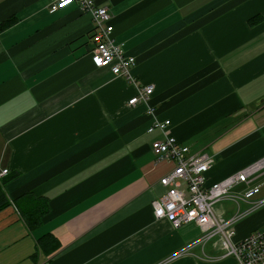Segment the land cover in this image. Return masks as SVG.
<instances>
[{
  "label": "crops",
  "instance_id": "1",
  "mask_svg": "<svg viewBox=\"0 0 264 264\" xmlns=\"http://www.w3.org/2000/svg\"><path fill=\"white\" fill-rule=\"evenodd\" d=\"M98 1L131 79L93 66L95 23L77 5L0 0V24L17 18L0 31V181L48 201L33 228L16 205L0 211V264H235L198 226L155 218L175 164L151 145L171 136L209 155V184L264 160V0ZM147 86V104L128 106ZM254 186L217 205L237 240L264 229V169L232 193Z\"/></svg>",
  "mask_w": 264,
  "mask_h": 264
},
{
  "label": "built area",
  "instance_id": "2",
  "mask_svg": "<svg viewBox=\"0 0 264 264\" xmlns=\"http://www.w3.org/2000/svg\"><path fill=\"white\" fill-rule=\"evenodd\" d=\"M74 4L80 12L89 14L95 23L92 36L95 47L90 53L93 66L108 69L116 77L131 79L130 71L135 62L120 46L114 44V26L108 8L100 6L98 0H52L50 12ZM152 94V86H147L129 100L128 106L145 105ZM169 124L168 121L156 122L148 132L160 130L166 134ZM151 150L158 160L175 164V169L160 180L166 192L152 202L155 218L167 219L176 229L187 224L198 226L203 234L202 240H218L223 251L222 257L233 258L235 264H264V229L237 240L238 218L227 220L217 213V205L226 199H251L259 193V186L249 187L240 196L233 194L232 189L239 184L249 185L253 182L264 169V160L243 172L209 184L207 175L214 163L209 155L191 154L188 146L171 136L154 141ZM7 173L8 170H4L2 176ZM263 203L264 200L259 202Z\"/></svg>",
  "mask_w": 264,
  "mask_h": 264
},
{
  "label": "trees",
  "instance_id": "3",
  "mask_svg": "<svg viewBox=\"0 0 264 264\" xmlns=\"http://www.w3.org/2000/svg\"><path fill=\"white\" fill-rule=\"evenodd\" d=\"M50 10V8H49ZM254 19V18H253ZM17 22V18L12 16L0 24V31L12 27ZM29 200L34 201V207L31 209L21 207L22 202H27ZM31 202V201H30ZM48 201L44 198L25 196L23 199L9 198L5 190V184L0 181V211L7 208L8 206L14 204L18 208L20 214L25 219L26 223L31 227L38 226L41 222L42 217L48 213Z\"/></svg>",
  "mask_w": 264,
  "mask_h": 264
},
{
  "label": "rangeland",
  "instance_id": "4",
  "mask_svg": "<svg viewBox=\"0 0 264 264\" xmlns=\"http://www.w3.org/2000/svg\"><path fill=\"white\" fill-rule=\"evenodd\" d=\"M3 171H4V170H3ZM3 171H2V172H3ZM2 172H1V173H2Z\"/></svg>",
  "mask_w": 264,
  "mask_h": 264
}]
</instances>
